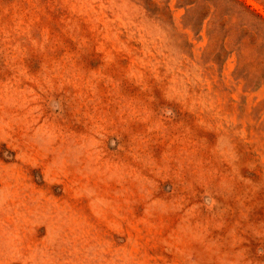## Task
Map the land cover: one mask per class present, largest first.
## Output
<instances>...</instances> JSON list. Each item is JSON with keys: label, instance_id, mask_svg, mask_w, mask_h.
<instances>
[{"label": "rangeland", "instance_id": "obj_1", "mask_svg": "<svg viewBox=\"0 0 264 264\" xmlns=\"http://www.w3.org/2000/svg\"><path fill=\"white\" fill-rule=\"evenodd\" d=\"M0 264H264V0H0Z\"/></svg>", "mask_w": 264, "mask_h": 264}]
</instances>
